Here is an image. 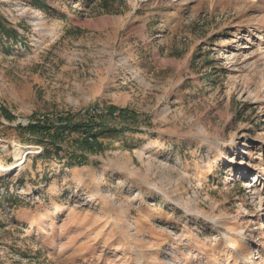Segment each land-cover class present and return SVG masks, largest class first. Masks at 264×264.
<instances>
[{
	"label": "rangeland",
	"instance_id": "1",
	"mask_svg": "<svg viewBox=\"0 0 264 264\" xmlns=\"http://www.w3.org/2000/svg\"><path fill=\"white\" fill-rule=\"evenodd\" d=\"M0 18L18 34L0 264H264V0H0ZM109 106L133 117L98 119L119 133L81 166L18 129Z\"/></svg>",
	"mask_w": 264,
	"mask_h": 264
},
{
	"label": "trees",
	"instance_id": "2",
	"mask_svg": "<svg viewBox=\"0 0 264 264\" xmlns=\"http://www.w3.org/2000/svg\"><path fill=\"white\" fill-rule=\"evenodd\" d=\"M4 35L7 40L18 37L16 31L7 26V22L0 18V36ZM117 113V114H116ZM116 114V115H115ZM132 119V115L127 110H120L109 106L99 115L89 114L86 119L76 120L74 116L66 114L55 119H45L27 126H18L20 131L27 132L30 136L36 138L37 144L44 145V158L59 157L62 150V143L68 144L70 152L66 151L67 163L81 166L86 161L88 153H98L102 151L103 146L99 138L106 133H119L118 129H107L98 119L108 116L114 119L116 116ZM10 119L11 116H7ZM128 129H125V131ZM120 131V130H119ZM78 134L77 138L73 135ZM34 146V145H28Z\"/></svg>",
	"mask_w": 264,
	"mask_h": 264
},
{
	"label": "bare ground",
	"instance_id": "3",
	"mask_svg": "<svg viewBox=\"0 0 264 264\" xmlns=\"http://www.w3.org/2000/svg\"><path fill=\"white\" fill-rule=\"evenodd\" d=\"M229 232H231V230H229Z\"/></svg>",
	"mask_w": 264,
	"mask_h": 264
}]
</instances>
